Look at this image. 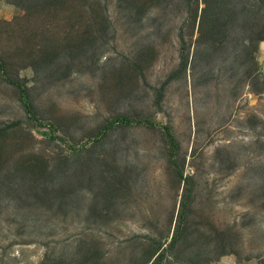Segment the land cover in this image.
Listing matches in <instances>:
<instances>
[{
  "label": "rangeland",
  "instance_id": "1",
  "mask_svg": "<svg viewBox=\"0 0 264 264\" xmlns=\"http://www.w3.org/2000/svg\"><path fill=\"white\" fill-rule=\"evenodd\" d=\"M101 4L97 35L53 64L16 55L11 42H2L9 68L30 89L33 110L19 89L0 80V127L17 124L0 141V264H38L45 253L74 258L86 250L113 264H129L134 255L139 263L148 245L171 239L182 198L183 232L172 257L263 264L264 85L249 93L234 70L210 71L206 57L193 58L189 38L183 68L179 18L127 25L118 0ZM22 13L0 0V21ZM258 60L264 72V40ZM116 114L135 123L91 145ZM69 145L87 146L78 158ZM32 157L48 165L39 181L46 194L20 188L17 169ZM110 172L115 184L106 189Z\"/></svg>",
  "mask_w": 264,
  "mask_h": 264
},
{
  "label": "trees",
  "instance_id": "2",
  "mask_svg": "<svg viewBox=\"0 0 264 264\" xmlns=\"http://www.w3.org/2000/svg\"><path fill=\"white\" fill-rule=\"evenodd\" d=\"M7 1L20 8L23 13L10 21H0V25L8 27L0 30V80L19 89L23 104L31 111L30 89L19 76V71L9 68L8 47L2 42H11L16 55L30 57L35 62L42 60L48 65L58 62L61 60L60 54L68 55L80 50L87 38L97 35L99 19L104 16L102 0ZM118 8L127 25H137L143 18L154 17L156 20L161 17L166 19V23L179 18L177 37L183 68L188 61L186 39H193V58L197 55L206 57L210 61V71L215 65L224 66L227 71L234 70L237 73L236 82L247 87L249 93L262 92L264 72L260 68L258 53L259 45L264 40V0H118ZM221 53L228 55L217 58V54ZM255 84L258 86L256 89L253 88ZM134 123L135 120L128 115L116 114L99 127L96 134L99 136L91 145H97L101 137L113 128ZM16 127V123L1 126L0 141L5 133L15 131ZM164 130L172 147L176 149L178 145L172 132L167 126ZM85 146L87 145L76 148L69 145V149L73 155L81 158ZM2 153L3 150L0 149V160ZM47 168L43 157L24 158L17 169L22 171L20 188L40 189L46 194L48 186L39 181L47 174ZM179 176L187 185L186 177L180 173ZM103 179L107 180L106 189L115 184L112 172ZM59 188L51 191L59 192L61 187ZM41 195L36 194L34 198L38 201L46 199ZM186 202L182 198V211ZM182 211L179 212L176 227L166 246L162 243L148 245L142 258H139L141 261L138 263V257L134 255L129 264H200L194 261L180 263L177 257H172L183 232ZM89 253L90 250H86L74 258L45 253L38 264H113L105 254L93 258ZM165 257H171L172 262L163 263Z\"/></svg>",
  "mask_w": 264,
  "mask_h": 264
}]
</instances>
